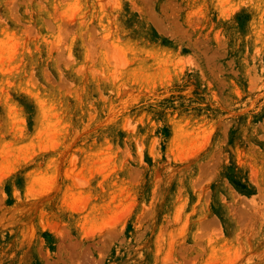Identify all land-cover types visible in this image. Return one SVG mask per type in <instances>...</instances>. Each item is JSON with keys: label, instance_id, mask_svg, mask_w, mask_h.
Segmentation results:
<instances>
[{"label": "rangeland", "instance_id": "rangeland-1", "mask_svg": "<svg viewBox=\"0 0 264 264\" xmlns=\"http://www.w3.org/2000/svg\"><path fill=\"white\" fill-rule=\"evenodd\" d=\"M0 264H264V0H0Z\"/></svg>", "mask_w": 264, "mask_h": 264}]
</instances>
